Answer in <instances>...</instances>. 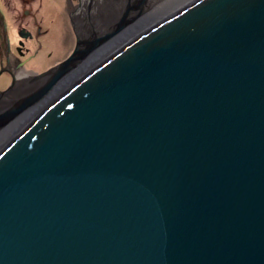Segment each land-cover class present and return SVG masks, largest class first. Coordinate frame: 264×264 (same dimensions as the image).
<instances>
[{"label":"water","instance_id":"water-1","mask_svg":"<svg viewBox=\"0 0 264 264\" xmlns=\"http://www.w3.org/2000/svg\"><path fill=\"white\" fill-rule=\"evenodd\" d=\"M132 8L0 115L35 106L0 141V264H264V0H185L85 61Z\"/></svg>","mask_w":264,"mask_h":264},{"label":"flooded vegetation","instance_id":"flooded-vegetation-1","mask_svg":"<svg viewBox=\"0 0 264 264\" xmlns=\"http://www.w3.org/2000/svg\"><path fill=\"white\" fill-rule=\"evenodd\" d=\"M38 1V6L33 9L35 0H0V115L13 110L19 103L25 99L27 100L31 94L45 83L46 77L41 76V74L63 60L62 57L59 58V55H62V41L61 44H57L56 49V46L53 47L52 44L53 39L50 38L53 36V27L56 28V31L59 29L58 34L62 36V23L58 22L52 25L50 18L44 20L43 17H39L44 15H39V13L45 3L44 0ZM60 1L62 3V0ZM114 1H109L111 3H109L106 11L99 10L102 19L106 17L110 24L114 16L112 13ZM81 2L82 0H79V4L72 7V13L80 8ZM94 2V0H87V5L82 12L83 22L87 20L88 6ZM171 2L169 1V3ZM46 6H49V10H54L51 3L48 2ZM46 10H48V7ZM59 19L61 20L60 15ZM74 21L77 23L75 19ZM89 23L87 20L86 26ZM107 27L108 24H105L103 29L98 32H103ZM54 53L57 57L53 58L45 67H34V64L40 62L41 59H45L46 62L51 60ZM59 85H62V80L57 82L56 87ZM44 98L45 96L36 101V104ZM34 108L35 106H30L16 114H10L12 119L1 127L0 131L7 132L8 128L6 126L9 123L19 118H27L34 112ZM6 117H9V115ZM9 131L8 134L12 130Z\"/></svg>","mask_w":264,"mask_h":264},{"label":"bare ground","instance_id":"bare-ground-1","mask_svg":"<svg viewBox=\"0 0 264 264\" xmlns=\"http://www.w3.org/2000/svg\"><path fill=\"white\" fill-rule=\"evenodd\" d=\"M95 2L88 6L87 8V20L90 22L88 26H86L87 20L84 22L82 21V12L84 11V7L87 5V0H82V4L80 5V8L74 11L73 15L77 21V24L80 28L81 34H83L84 37L90 36L91 34H102L106 33L118 20L123 18V16L126 14L125 12L127 11L128 8V2L130 0H115L114 4H112V13L114 14L113 18L116 16L118 9L120 5L125 3V7L123 11L117 16L115 22L113 24H110V21L107 20L106 17L102 19V17L99 15V10L101 11H106L107 7L109 6V1L111 0H94ZM133 3V8L130 12L132 16L137 15L140 12L139 7L141 6V2L144 1L145 4L142 5L143 8L145 9L144 13L141 15L135 16L134 21H132L127 27H125L121 32L117 33L112 40L109 41V43L99 46L95 51L92 52L91 55H89L86 59L88 61H94L97 60L98 57L101 54H104L107 50L111 49L114 44L121 42V40L129 36V34L134 33L137 29L141 28L143 25L148 24L149 22L157 19L161 15L165 14L167 11H171L175 6H177L179 3L185 0H170L172 1L171 3L166 2L165 0H131ZM82 6V7H81ZM106 15V13H105ZM120 16V17H119ZM112 18V19H113ZM104 20V23H103ZM105 24H108V27L101 33H99V30H102V25L104 26ZM88 32V34H87ZM90 58V59H88ZM84 62V61H83ZM21 120H13L11 123L6 126L7 132L10 130H13L18 124H20ZM9 131V132H10ZM5 131H0V141L2 140V137L7 135L8 133Z\"/></svg>","mask_w":264,"mask_h":264},{"label":"rangeland","instance_id":"rangeland-1","mask_svg":"<svg viewBox=\"0 0 264 264\" xmlns=\"http://www.w3.org/2000/svg\"><path fill=\"white\" fill-rule=\"evenodd\" d=\"M170 0H165V3L168 2L169 3ZM173 1V0H172ZM177 1V0H176ZM45 3V6L42 7V9H40V14H44L41 15L39 17H43L44 20H48L50 18V22L55 24V23H62V36H60L58 33L60 32L59 29L56 31V28L53 27V36L50 37L51 39H53V47L56 46L57 49V44L60 43L62 41V55H59V58L62 57V59H65L73 50L74 46H75V39H76V33L75 31L81 33L80 28L78 26L77 23H75L74 19V15L72 16V7L77 6L79 4V0H62V3H60V0H44L43 1ZM48 2L51 3V5L54 6V10H49V6ZM183 2V1H182ZM39 1L35 0V3L33 5V9L36 8L38 6ZM134 2H132L131 0L128 2V7L132 6ZM48 7V10H46V8ZM125 7V3H123L122 5H120L118 12L116 14V16L112 19V23L115 22L117 16L123 11ZM45 8V10H44ZM168 12V11H167ZM166 12V13H167ZM59 15L61 20L59 19ZM74 17V18H73ZM120 17V16H119ZM58 18V20H57ZM76 20V19H75ZM83 22V19L82 21ZM111 23V24H112ZM75 25V27H74ZM103 28V25H102ZM88 34V32H87ZM51 47V48H53ZM54 50V48H53ZM57 57L56 54L54 53L53 57L51 60L49 61H45V59H41L40 62L38 61L36 64H34V67L40 68V67H45L50 61L53 60V58ZM33 67V66H32ZM36 68V69H37Z\"/></svg>","mask_w":264,"mask_h":264}]
</instances>
